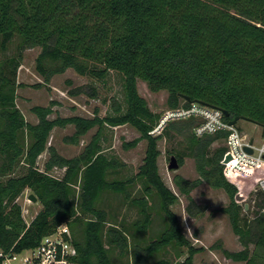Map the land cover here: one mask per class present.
<instances>
[{"label": "trees", "instance_id": "16d2710c", "mask_svg": "<svg viewBox=\"0 0 264 264\" xmlns=\"http://www.w3.org/2000/svg\"><path fill=\"white\" fill-rule=\"evenodd\" d=\"M12 43L15 50L10 54ZM32 47L40 48L35 70L44 81L69 68L101 81L115 71L122 76V100H113L110 114L92 119H49L51 107L36 106L32 111L37 123L27 122L16 105V90L18 68L25 50ZM0 53V251L34 248L65 224L76 248L75 264H172L166 257L151 260L169 250L178 259L182 247L187 255L175 264H193V256L203 248L193 247L180 230L170 209L177 197L160 181L156 168L157 142L164 139L183 146L169 150L179 165L185 157L194 159L200 177L230 198L224 212L241 249L219 247L222 256L234 263L264 264V195L250 197L256 208L252 211L236 203L237 189L225 179L220 163L225 147L209 151L227 131L197 137L193 129L199 119L187 118L168 121L153 136L150 132L161 115L150 110L136 87L142 80L152 92L166 91L169 109L195 101L225 110L227 121L239 117L255 123L264 136V0H0ZM91 90L94 96L96 90ZM68 124L75 130L64 141L71 144L93 127L97 130L73 158L48 147V160L40 170L37 158L46 149L50 131ZM106 124H130L139 132L123 144L126 148L147 141L144 162L135 175L119 177L125 164L103 148ZM20 163L23 170L16 172ZM53 166L66 169L61 178L49 173ZM137 181L140 195L132 196ZM200 182L173 178L187 202L188 217L202 213L190 195ZM26 189L40 205L28 225L19 203ZM104 193L135 207L136 220L127 223L99 206ZM154 198L164 228L152 236Z\"/></svg>", "mask_w": 264, "mask_h": 264}, {"label": "rangeland", "instance_id": "374dc122", "mask_svg": "<svg viewBox=\"0 0 264 264\" xmlns=\"http://www.w3.org/2000/svg\"><path fill=\"white\" fill-rule=\"evenodd\" d=\"M15 43L9 46L10 54L14 53ZM40 52L39 47L28 48L24 52L21 65L18 68L17 82L20 83L16 90V105L24 115L27 122L36 124L38 119L32 111L33 107L50 106L52 113L48 115L49 119L55 117L80 116L92 119L96 115L100 118L112 112L113 100H122L123 86L122 76L115 71H110L107 78L103 81L89 76H81L72 68L67 69L61 74L53 75L49 81H44L35 70V58ZM4 56L0 53V59ZM91 87L95 88V95L92 96ZM137 92L146 102L151 111L160 115L168 112L166 105L168 93L164 90L152 92L147 84L142 80L136 82ZM240 130L245 132L247 137L260 138V127L246 120H239L236 124ZM74 125L68 124L65 127H54L47 138L46 149L37 158V167L44 170V165L48 160V147H54L56 151L65 158H73L80 154L91 137L97 130V126L90 129L85 135L79 138L77 144H71L64 141L65 136L74 133ZM154 136V135H153ZM103 148L108 155H114L119 161L125 164V168L121 169L119 177H128L135 175L139 167L143 164L147 152V141L145 139L139 141L134 147L126 148L123 144L131 142L139 137V132L130 124H124L112 127L105 125L103 130ZM224 146V139L215 141L209 151L213 152L218 146ZM179 148L173 142L160 139L157 142L159 154L156 158V168L160 181L170 189L177 197V201L170 206V209L176 215L180 230L193 247H201L202 251L193 256V264H239L226 260L220 251L221 248L235 251L239 249L238 236L234 233L229 215L224 212L230 204V198L221 189L214 188L207 181L203 180L196 170L194 159L185 157L183 164L179 165L176 170L167 168L170 154L169 150ZM222 160V159H221ZM22 164L18 166L16 172L23 170ZM65 168L53 166L49 173L55 178H61L64 175ZM175 175H180L190 183L201 180L197 186L191 190V197L202 207V213L196 217H188L185 212L186 200L179 194L173 183ZM132 196L140 195L141 183L135 182L132 186ZM33 194L26 189L20 196L19 203L22 207V215L29 221L38 212L40 205L29 199V195ZM251 198L236 203L240 205L247 204L249 211L255 206H251ZM250 203V204H249ZM151 205L154 211L153 221L149 227L150 235L154 236L163 230L164 224L160 216L156 214L157 199H151ZM99 206L113 210L118 218H123L127 223L133 222L138 217L137 209L127 203H122L119 196L104 193L100 199ZM24 219V220H25ZM216 245V247H215ZM220 247V249H219ZM182 255L175 258V251L169 250L166 254H160L153 257L152 262L158 258L166 257L172 264L176 261H182L187 255L186 247H182ZM23 250L22 253H27ZM128 256L121 259L126 262ZM151 262V263H152Z\"/></svg>", "mask_w": 264, "mask_h": 264}, {"label": "built area", "instance_id": "2783aa9c", "mask_svg": "<svg viewBox=\"0 0 264 264\" xmlns=\"http://www.w3.org/2000/svg\"><path fill=\"white\" fill-rule=\"evenodd\" d=\"M187 118L199 119V124L193 129L197 137L227 131L224 138L225 153L220 163L225 179L237 189L236 194L240 196L238 201L242 202L256 192L264 195V136L260 134L258 140L247 137L236 124H229L222 110L197 102L186 107L179 106L161 115L158 124L150 133H160L170 120ZM245 147L251 152L246 151ZM227 155L231 159L224 162ZM29 221L25 219L27 225ZM27 250V253L0 251L1 264H75L72 257L76 255V248L71 241L70 229L65 224L42 237L36 247Z\"/></svg>", "mask_w": 264, "mask_h": 264}, {"label": "water", "instance_id": "95a60500", "mask_svg": "<svg viewBox=\"0 0 264 264\" xmlns=\"http://www.w3.org/2000/svg\"><path fill=\"white\" fill-rule=\"evenodd\" d=\"M183 97L185 98L186 101H189L190 102V99L187 96H183ZM192 102H195V101H192ZM222 112H223L224 116H227L228 115V112L227 111L222 110ZM238 120H243V119H240L239 117H235L234 119H232V120L229 121V124H232V125L233 124H236ZM245 150L248 151V152H251V150L248 149L247 147H245ZM230 159H231V156L230 155H227L224 158V162H227ZM167 168L169 170H176V169L179 168V163H178V161H177V159H176L175 156H173V155L170 156V159H169V163H168ZM28 197H29V199H31L34 202L37 200V198H36V196L34 194H30ZM235 200H240V196L238 194L235 195ZM244 207L246 209L247 208V204H244Z\"/></svg>", "mask_w": 264, "mask_h": 264}, {"label": "crops", "instance_id": "0c3cea01", "mask_svg": "<svg viewBox=\"0 0 264 264\" xmlns=\"http://www.w3.org/2000/svg\"><path fill=\"white\" fill-rule=\"evenodd\" d=\"M238 241H239V239H238ZM241 249V244H240V242H239V249L238 250H240ZM238 250H235V251H238ZM229 251H231V250H229ZM240 264V263H239Z\"/></svg>", "mask_w": 264, "mask_h": 264}]
</instances>
